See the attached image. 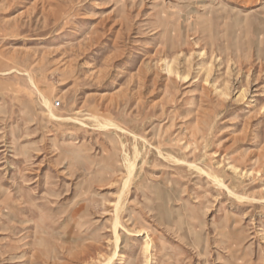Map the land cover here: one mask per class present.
Masks as SVG:
<instances>
[{"label": "rangeland", "instance_id": "rangeland-1", "mask_svg": "<svg viewBox=\"0 0 264 264\" xmlns=\"http://www.w3.org/2000/svg\"><path fill=\"white\" fill-rule=\"evenodd\" d=\"M104 263L264 264V0H0V264Z\"/></svg>", "mask_w": 264, "mask_h": 264}, {"label": "bare ground", "instance_id": "bare-ground-1", "mask_svg": "<svg viewBox=\"0 0 264 264\" xmlns=\"http://www.w3.org/2000/svg\"><path fill=\"white\" fill-rule=\"evenodd\" d=\"M126 154V153H125ZM125 157H126V155H125ZM131 171H132V166L130 165V168H129V172H130V174H129V176L125 179V181L123 182L124 183V188L125 187H128L127 185L129 184V181H130V179H131V176H132V173H131ZM126 189V188H125ZM123 190V189H122ZM123 192H125V191H123ZM118 206L120 207V204H118L117 206H116V209H114V210H116V218H115V220H114V225H113V230H114V235H115V251H114V253L112 254V255H116V249H117V247H118V240H119V234H118V231H117V226H118V219H117V217H118V211L120 210V208L118 209ZM148 242V241H147ZM149 243V242H148ZM146 244V243H145ZM145 246V245H144ZM148 247H149V245H148ZM144 248V247H143ZM114 249V248H113ZM145 249V248H144ZM146 249H147V246H146ZM145 251V250H144ZM147 252V251H146ZM109 261V260H108ZM106 263H107V261H106ZM105 264V263H104Z\"/></svg>", "mask_w": 264, "mask_h": 264}]
</instances>
